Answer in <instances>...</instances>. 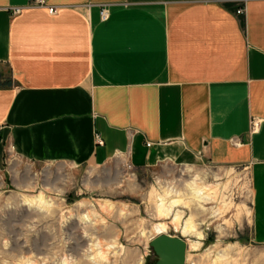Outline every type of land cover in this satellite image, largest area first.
Here are the masks:
<instances>
[{"label":"crops","instance_id":"0c3cea01","mask_svg":"<svg viewBox=\"0 0 264 264\" xmlns=\"http://www.w3.org/2000/svg\"><path fill=\"white\" fill-rule=\"evenodd\" d=\"M32 1L0 0V161L249 164L264 242V0Z\"/></svg>","mask_w":264,"mask_h":264},{"label":"rangeland","instance_id":"374dc122","mask_svg":"<svg viewBox=\"0 0 264 264\" xmlns=\"http://www.w3.org/2000/svg\"><path fill=\"white\" fill-rule=\"evenodd\" d=\"M252 196L249 164L193 159L128 170L122 157L77 166L5 153L0 264H157L150 241L160 223L187 241L186 264H264Z\"/></svg>","mask_w":264,"mask_h":264},{"label":"water","instance_id":"95a60500","mask_svg":"<svg viewBox=\"0 0 264 264\" xmlns=\"http://www.w3.org/2000/svg\"><path fill=\"white\" fill-rule=\"evenodd\" d=\"M150 245L158 257L157 264H186L188 243L183 237L160 233L151 239Z\"/></svg>","mask_w":264,"mask_h":264},{"label":"built area","instance_id":"2783aa9c","mask_svg":"<svg viewBox=\"0 0 264 264\" xmlns=\"http://www.w3.org/2000/svg\"><path fill=\"white\" fill-rule=\"evenodd\" d=\"M31 4L33 5V6H43V5H45L46 4V0H33L32 2H31ZM243 10H244V8H240L239 10H238V13H242L243 12ZM18 11H20V8H15L14 9V12H18ZM49 11L51 12V13H55V12H57V9L55 8V7H49ZM101 15H102V18L103 19H107L108 18V16H109V12H108V9L106 8V7H104L103 9H102V11H101ZM260 126V120L259 119H257V118H253V120H252V122H251V128H252V130H257L258 129V127ZM97 142L99 143V144H103V139H102V137L100 136V135H97ZM148 145H150V143H148ZM8 154L10 153H12V155L13 156H16V154H15V150H14V148H13V146H11V145H8L7 146V151H6ZM118 156L119 157H122L123 159H124V161H125V165H126V167L128 168V170L129 169H131V170H133L135 167H134V165L130 162V160L127 158V156L128 155H126V154H118Z\"/></svg>","mask_w":264,"mask_h":264},{"label":"bare ground","instance_id":"6f19581e","mask_svg":"<svg viewBox=\"0 0 264 264\" xmlns=\"http://www.w3.org/2000/svg\"><path fill=\"white\" fill-rule=\"evenodd\" d=\"M198 197H200V196H198ZM162 201H163V200H162ZM179 202H180L179 199H174V200L172 201V203L170 204V207H173L174 205L179 204ZM161 205H162V207L165 206V205H164V201L162 202ZM165 207H166V206H165ZM165 210H168V208L165 209ZM163 211H164V210H163ZM179 219H180V215L177 214V216H176V221L179 222ZM176 221H175V222H176ZM177 222H176V225H177L176 228L179 227V224H178ZM183 231H184L185 233H190V232H192L193 230H192V228H191L190 225H186L185 227H183ZM156 232H157V234L167 232V224H166V223H160V224H158L157 227H156Z\"/></svg>","mask_w":264,"mask_h":264}]
</instances>
